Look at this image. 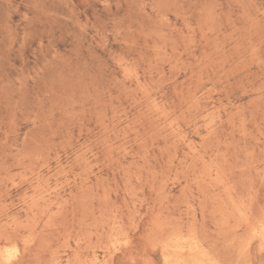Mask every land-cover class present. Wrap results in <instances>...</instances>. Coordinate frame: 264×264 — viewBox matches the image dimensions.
<instances>
[{
    "label": "rangeland",
    "instance_id": "374dc122",
    "mask_svg": "<svg viewBox=\"0 0 264 264\" xmlns=\"http://www.w3.org/2000/svg\"><path fill=\"white\" fill-rule=\"evenodd\" d=\"M0 255L264 264V0H0Z\"/></svg>",
    "mask_w": 264,
    "mask_h": 264
},
{
    "label": "bare ground",
    "instance_id": "6f19581e",
    "mask_svg": "<svg viewBox=\"0 0 264 264\" xmlns=\"http://www.w3.org/2000/svg\"><path fill=\"white\" fill-rule=\"evenodd\" d=\"M8 249H9V248H8ZM3 251H4V250H3ZM5 252H6V251H5ZM2 253H3V252H2ZM9 253H10V252H9ZM15 253H16V252H15ZM15 253H14V255H15ZM1 255H2V254H1ZM1 255H0V256H1ZM3 255H4V254H3ZM11 255H12V253L10 254V257H12ZM8 256H9V255H8ZM13 257H14V256H13ZM13 257H12V258H13ZM13 259H14V258H13ZM5 260H6V259H5ZM9 260H10V259H9ZM6 261H7V260H6Z\"/></svg>",
    "mask_w": 264,
    "mask_h": 264
}]
</instances>
